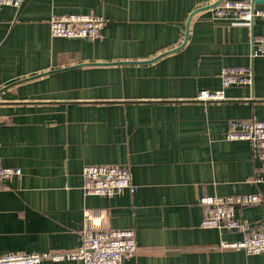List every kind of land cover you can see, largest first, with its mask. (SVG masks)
I'll list each match as a JSON object with an SVG mask.
<instances>
[{"label":"crops","instance_id":"crops-1","mask_svg":"<svg viewBox=\"0 0 264 264\" xmlns=\"http://www.w3.org/2000/svg\"><path fill=\"white\" fill-rule=\"evenodd\" d=\"M216 2L0 6V165L20 168L0 185V253L70 250L84 228L131 227L137 250L122 264H264V250L220 246L243 231L200 226L205 194L258 193L235 216L253 225L264 212L251 143L225 137L231 119H264V56H251L264 17L193 13ZM68 13L103 15L100 36L51 35V15ZM230 65L250 66L252 82L225 87L221 100L195 99L220 87ZM85 163L128 165L136 190L84 194Z\"/></svg>","mask_w":264,"mask_h":264},{"label":"built area","instance_id":"built-area-1","mask_svg":"<svg viewBox=\"0 0 264 264\" xmlns=\"http://www.w3.org/2000/svg\"><path fill=\"white\" fill-rule=\"evenodd\" d=\"M24 0H0V6L9 5L16 10ZM258 0H221L209 8L216 18H234L251 21L255 16L264 17V7H256ZM105 18L93 13H68L51 15L49 30L53 36L96 39L101 34ZM264 56V35L253 38L251 56ZM221 85L216 89L201 88L195 99L200 101L221 100L225 98L224 89L230 85L252 82V69L247 65L223 66L219 71ZM227 139H246L264 170V119H231ZM20 168L0 165V185L2 181L19 174ZM84 194L112 196L128 188L136 190L131 182L128 165L112 163H85L81 167ZM262 200L258 193L205 194L198 201L203 206L202 227L236 229L244 232L241 239L220 243L221 247L243 248L247 252L264 250V212L260 220L251 225L247 219L235 216V207L256 203ZM137 245L135 231L131 227L122 228H84L79 245L70 250H45L0 253V264H34L42 259L60 261L76 259L81 264H122L123 260L135 254Z\"/></svg>","mask_w":264,"mask_h":264},{"label":"water","instance_id":"water-1","mask_svg":"<svg viewBox=\"0 0 264 264\" xmlns=\"http://www.w3.org/2000/svg\"><path fill=\"white\" fill-rule=\"evenodd\" d=\"M220 1H221V0H217V2L214 3V4H212L211 6H207V7H204V8H199V9L195 10L193 13H196V12L201 11V10H203V9L210 8V7L214 6V5H216L217 3H219ZM191 15H192V14H191ZM186 37H187V29L185 30V35H184L183 42L186 40ZM175 48H178V47H174V48H172V49H169L168 51L174 50ZM166 52H167V51H166ZM157 56H158V55H157Z\"/></svg>","mask_w":264,"mask_h":264}]
</instances>
